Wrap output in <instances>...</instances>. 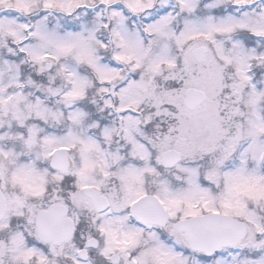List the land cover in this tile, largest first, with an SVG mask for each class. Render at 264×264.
<instances>
[{"label": "snow or ice", "instance_id": "snow-or-ice-1", "mask_svg": "<svg viewBox=\"0 0 264 264\" xmlns=\"http://www.w3.org/2000/svg\"><path fill=\"white\" fill-rule=\"evenodd\" d=\"M0 264H264V0H0Z\"/></svg>", "mask_w": 264, "mask_h": 264}]
</instances>
